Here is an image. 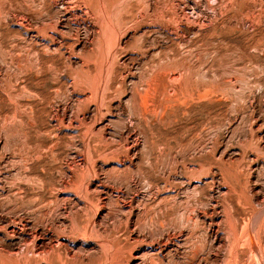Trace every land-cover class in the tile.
<instances>
[{
    "label": "rangeland",
    "instance_id": "374dc122",
    "mask_svg": "<svg viewBox=\"0 0 264 264\" xmlns=\"http://www.w3.org/2000/svg\"><path fill=\"white\" fill-rule=\"evenodd\" d=\"M9 1L0 264H264V0Z\"/></svg>",
    "mask_w": 264,
    "mask_h": 264
},
{
    "label": "bare ground",
    "instance_id": "6f19581e",
    "mask_svg": "<svg viewBox=\"0 0 264 264\" xmlns=\"http://www.w3.org/2000/svg\"><path fill=\"white\" fill-rule=\"evenodd\" d=\"M6 1H9V0H6ZM19 1H20V0H19ZM27 1H28V0H27ZM59 1H60V0H59ZM59 1H58V2H59ZM63 1H65V0H63ZM63 1H62V2H63ZM67 1H68V0H67ZM67 1H66V2H67ZM73 1H74V0H73ZM76 1H78V0H76ZM90 1H91V0H90ZM96 1H97V0H96ZM113 1H114V0H113ZM31 2H32V0H31ZM33 2H34V1H33ZM70 2L73 3L71 0H70ZM70 2H69V3H70ZM83 2H85V0H83ZM86 2H87V1H86ZM92 2H93V0H92ZM99 2H100V1H99ZM59 3H61V2H59ZM74 3L77 4L76 2H74ZM74 3H73V4H74ZM88 3L90 4V2H88ZM88 3H87V4H88ZM95 3H96V2H95ZM101 3H104V2H101ZM113 3H114V2H113ZM61 4H62V3H61ZM67 4H68V3H67ZM75 4H74V6H75ZM110 4H111V3H110ZM31 5H33V4H31ZM34 5H35V4H34ZM71 5H72V4H71ZM85 5H86V4H85ZM93 5H94V4H93ZM113 5H114V4H113ZM27 6H28V5H27ZM46 6H47V5H45V7H46ZM88 6H89V5H88ZM102 6H104V5H102ZM65 7H66V5H65ZM67 7H68V5H67ZM86 7H87V6H85V8H86ZM89 7H90V6H89ZM95 7L98 8L97 6H95ZM106 7H108V6H106ZM106 7H103V8H106ZM115 7H116V6H115ZM15 8H16V6H14V4L12 3V1H9V6H8V10H7V9H6V3H5V0H0V19H6V18H9V17H7V16H8V14H11V13H12V14H13V13H14V14H15V13H18V14H19V17H22V16L20 15V12H21V11H18V10L15 9ZM17 8H18V7H17ZM82 8H83V7H82ZM93 8H94V7H93ZM100 8H101V10H103L102 7H101V4H100ZM100 8H99V10H100ZM67 9H68V8H67ZM67 9L64 8V10H67ZM69 9H70V6H69ZM69 9H68L67 11H71V10H69ZM73 9H75V8H73ZM73 9H72V10H73ZM76 9H78V8H76ZM79 9H80V8H79ZM86 9H87V8H86ZM86 9H85L84 11H86ZM94 9H95V8H94ZM106 9H107V8H106ZM106 9H105L104 11H106ZM116 9H117V8H116ZM23 10H24V9H23ZM28 10H29V9H28ZM38 10H39V9H38ZM90 10H91V8H90ZM107 10H108V9H107ZM113 10H115V8H113ZM67 11H65V12H67ZM74 11H76V10H74ZM82 11H83V10H82ZM87 11H88V10H87ZM87 11H86V13H87ZM91 11H92V10H91ZM58 12H59V11H58ZM63 12H64V11H63ZM101 12H102V11H101ZM113 12H114V11H113ZM72 13H73V12H72ZM84 13H85V12H84ZM103 13L105 14L106 12H103ZM103 13H102V14H103ZM107 13H108V12H107ZM107 13H106L105 15H107ZM109 13L111 14V11H110ZM114 13H115V12H114ZM33 14H34V13H33ZM63 14H65V13H63ZM77 14H78V13H77ZM77 14H74V15L77 17ZM87 14H88V13H87ZM92 14H93V13L91 12V15H92ZM96 14H98V13H96ZM128 14H129V13H128ZM16 15H17V14H16ZM22 15H23V18H25L24 20H26V18H27V19L29 18V16H26L27 14H22ZM52 15H53V14H52ZM70 15H71V14H70ZM72 15H73V14H72ZM89 15H90V12H89ZM114 15H115V14H114ZM117 15H118V14H117ZM9 16H10V15H9ZM32 16H34V15H32ZM32 16H31V18H32ZM48 16H50V15H48ZM65 16H66V15H65ZM96 16H98V15H96ZM16 17H17V16H16ZM19 17H18V18H19ZM36 17H37V16H36ZM51 17H52V16H51ZM62 17H63V16H62ZM82 17H83V16H82ZM106 17H107V19H108V16H106ZM109 17H110V15H109ZM113 17H114V16H113ZM122 17H123V16H122ZM33 18H34V17H33ZM38 18H39V17H38ZM38 18H37V19H38ZM77 18H78V17H77ZM77 18H76V20H78ZM80 18H81V17H79V19H80ZM104 18H105V17H104ZM125 18H126V17H125ZM9 19H10V18H9ZM9 19H8V20H9ZM34 19L36 20V18H34ZM34 19H33V20H34ZM47 19H48V18H47ZM69 19H70V18H69ZM84 19H88V18H87V17H86V18L83 17V20H84ZM89 19H90V17H89ZM107 19H106V20H107ZM117 19H118V17H117ZM120 19H121V18H120ZM134 19H136V18H134ZM134 19H133V20H134ZM8 20H7V21H8ZM11 20H12V19H11ZM11 20H10V21H11ZM20 20H21V19H20ZM20 20H19V22H20ZM28 20L30 21V18H29ZM51 20H52V19H51ZM63 20H64V19H63ZM67 20H68V19H67ZM83 20L80 19L79 21H82V22H83ZM130 20L132 21V19H129V20H128V21L131 23ZM44 21H45V20H44ZM46 21H47V23H46V22H45V23H46V24H49V23H48L49 21H48V20H46ZM55 21H56V20H55ZM73 21H75V20H73ZM92 21H93V20H92ZM108 21H109V20H108ZM125 21H126V20L124 19L123 22H125ZM128 21H126V22H128ZM31 22H33V21H31ZM35 22H36V21H35ZM60 22H61V24H62V22H63L62 19L60 20ZM86 22H87V21H86ZM105 22H106V21H105ZM121 22H122V21H121ZM123 22H122V24H123ZM126 22H125V24H127ZM27 23H28V22H27ZM43 23H44V22H42V24H43ZM45 23H44V24H45ZM56 23H57V22H56ZM56 23H55V24H56ZM67 23H68V22H67ZM67 23H66V25H67ZM69 23H70V22H69ZM69 23H68V24H69ZM75 23H76V21H75ZM84 23H85V22H84ZM84 23H83V24H84ZM87 23H88V22H87ZM97 23H98V22H97ZM107 23L109 24L110 21L107 22ZM107 23H106V24H107ZM133 23L135 24V21H134ZM136 23H137V20H136ZM46 24H45V25H46ZM50 24H51V23H50ZM57 24H59V23H57ZM61 24H60V25H61ZM63 24H65V23H63ZM106 24H105V25H106ZM131 24H132V23H131ZM131 24H130V25H131ZM27 25H28V24H27ZM51 25H52V24H51ZM69 25H70V24H69ZM136 25H137V24H136ZM136 25H133V26L136 27ZM31 26H32V24H31ZM61 26H62V25H61ZM94 26H95V25H94ZM108 26H109V30H106V31L109 32V39H108L109 44H110V43H114L115 48H117V47H122V42H121V41H122V36L118 34V32L120 33L121 30L118 31V30H119L118 26L116 27L113 23H110ZM123 26H124V25H123ZM123 26H122V27H123ZM131 26H132V25H131ZM137 26H138V25H137ZM33 27H34V25H33ZM33 27H32V28H33ZM38 27H39V26H38ZM47 27H48V26H47ZM47 27H46V29H45V27H44V30H46V33L48 32ZM98 27H99V26H98ZM106 27H107V26H106ZM120 27H121V26H120ZM122 27H121V29H122ZM135 27H134V28H135ZM30 28H31V27H30ZM36 28H37V26H36ZM40 28H41V26H40ZM57 28H58V27H57ZM57 28H56V29H57ZM60 28H61V27H60ZM89 28H90V26H89ZM94 28H95V27H94ZM96 28H97V27H96ZM126 28L129 30L130 28H133V27H130V28H129L128 25H127ZM126 28L123 27L124 30H125ZM134 28H133V29H134ZM38 29H39V28H38ZM49 29H50V27H49ZM104 29H105V28H104ZM51 30H53L52 27H51ZM54 30H55V27H54ZM95 30H96V29H95ZM38 31H39V30H37V32H38ZM57 31H61V30L59 29V30H57ZM57 31H56V32H57ZM103 31H105V30H103ZM37 32H36V33H37ZM43 32H44V31H43ZM43 32H42V33H43ZM53 32H54V31H53ZM56 32H55V33H56ZM57 33H58V32H57ZM60 33H62V32H60ZM63 33H64V32H63ZM106 33H107V32H106ZM37 34H38V33H37ZM40 34H41V33H40ZM47 34H48V33H47ZM50 34H51V33H50ZM50 34H48V36H49ZM53 34H54V33H53ZM53 34H52V36H53ZM64 35H65V34H64ZM64 35H63V36H64ZM78 35H79V34H78ZM85 35H86V34H85ZM40 36H41V35H40ZM43 36H45V33H44ZM63 36H62V37H63ZM86 36H87V35H86ZM99 36H100V35H99ZM106 36H107V35H106ZM46 37H47V35H46ZM50 37H51V36H50ZM55 37H56V36H55ZM60 37H61V36H60ZM62 37H61V38H62ZM101 37H102V35H101ZM43 39H44V38H43ZM41 40H42V39H41ZM44 40H45V39H44ZM51 40H52V39H51ZM53 40H54V39H53ZM53 40H52V41H53ZM61 40H62V39H61ZM100 40H101V39H100ZM105 40H107V39L105 38ZM109 40H110V41H109ZM141 41H142V40H141ZM54 42H55V41H54ZM103 42H107V41H103ZM103 42H102V43H103ZM55 43H56V42H55ZM55 43H54V44H55ZM59 43H60V42H59ZM102 43H101V44H102ZM126 43H127V42H126ZM58 45H59V44H58ZM119 45H121V46H119ZM129 45H130V44H129ZM60 46H61V45H60ZM101 46H102V45H101ZM125 46H126V45H125ZM130 46H132V45H130ZM47 47L50 48V47H52V45H48ZM57 47H58V46H57ZM57 47H55V48H56L55 52L58 50ZM128 47H129V46H128ZM128 47H127V49H128ZM58 48H59V47H58ZM122 48H124V46H123ZM50 49H51V48H50ZM130 49H131V47H130ZM130 49H129V50H130ZM48 50H49V49H48ZM48 50H47V51H48ZM51 51H52V50H51ZM112 52H113V51H112ZM112 52H111V53H112ZM115 52H116V51H115ZM117 52H118V51H117ZM94 53H95V52H94ZM19 56H20V55H19ZM112 56H113V54H112ZM36 58H37V57H36ZM37 59H38V58H37ZM108 60H109V59H108ZM37 61H39V60H37ZM19 63H20V62H19ZM106 63H107V62H106ZM160 72H161V71H160ZM158 73H159V72H158ZM159 74H160V73H159ZM159 74H157V76H158ZM163 74H164V73H163ZM163 74H162V76H163ZM9 76H10V75H9ZM155 76H156V75H155ZM155 76H154V77H155ZM157 76H156V77H157ZM108 77H109V76H108ZM110 77L113 78V76H110ZM152 77H153V76H152ZM154 77H153V78H154ZM158 77H161V75L158 76ZM163 77H164V76H163ZM165 78L167 79V77H164V78H163V81L165 80ZM9 79H10V78H9ZM110 79H111V78H110ZM150 79H151V77H150ZM150 79H149V80L147 79V80H148L147 83H144V85H145V84L147 85V89H145V92H143V94L140 92L142 95L138 92V94L141 95L140 98H139V99H141V104H143L145 107H147V106L149 105V104L147 105V103H148L150 100H152L153 102H156V103H160V102H162V101H161L162 99H160V100L158 99L159 97L161 98V96H159V95L157 96V95H155V93H154V95H153V93L151 94L152 90L155 91V90H157L158 88L162 87V86H161V84H162L161 82H163V81L161 80L162 78L160 79L161 81H160L158 78H157V79L154 78L155 80H157L156 82H155L154 79H151V80H150ZM113 80H114V79H113ZM186 80H187V79H186ZM111 81H112V79H111ZM111 81H110V82H111ZM139 81H140V80H139ZM165 81H167V80H165ZM121 82H122V81H121ZM143 82H146V80L143 81ZM108 83H109V82H108ZM140 83H141V82H140ZM155 83H156V84H155ZM165 83L167 84L168 81L165 82ZM111 84H113V83H111ZM111 84H110V85H111ZM136 84H137V83H136ZM138 84H139V83H138ZM138 84H137V85H138ZM107 85H108V84H107ZM110 85H109V88L112 86V85H111V86H110ZM154 85H155V87H154ZM167 85H168V84H167ZM138 86H139V85H138ZM120 87H121V86H120ZM136 87H137V86H136ZM136 87H135V88H136ZM163 87H164V85H163ZM109 88H108V89H109ZM142 88H143V87H142ZM118 89H119V88H118ZM139 90H140V89H139ZM159 90H161V89H159ZM23 91H24V90H23ZM105 92H106V91H105ZM105 92H103V93L101 92L102 95H103ZM120 92H121V91H120ZM161 92H163V93H162V95H163V94H164V91H161ZM161 92H159V91L157 90V91H156V94H157V93L160 94ZM207 92H208V91H207ZM99 93H100V92H99ZM135 93H137V88H136ZM105 95H107V94L105 93ZM177 95H178V94H177ZM107 96H108V95H107ZM107 96H106V97H107ZM154 96H156V97L154 98ZM130 97H132L133 104H134V105H133V104H132V105H133V108L135 109L134 106H135V104L137 103L136 96H134V94H132V96H130ZM138 97H139V95H138ZM157 97H158V98H157ZM163 97H164V95H163ZM107 98H108V97H107ZM137 99H138V98H137ZM164 99H165V97H164ZM15 101H16V100H15ZM105 101H106V100H105ZM131 102H132V101H131ZM150 102H151V101H150ZM163 104H164V103H163ZM241 104H242V103H241ZM18 105H19V104H18ZM160 105H162V104L160 103ZM141 106H142V105H141ZM144 106H142V109H145V111H146L147 108H143ZM165 108H166V107H165ZM159 110H160V109H159ZM16 111H17V108H16ZM147 111H148V110H147ZM141 112H142V111H141ZM15 113H16V112H15ZM17 113H19V112L17 111ZM17 113H16V114H17ZM148 113H150V112H148ZM142 114H143V113H142ZM144 115H145V112H144ZM145 116H146V115H145ZM145 118H146V117H145ZM84 120H85V118H84ZM144 120H145V119H144ZM4 131H5V130H4ZM2 132H3V131H2ZM117 159H118V158H117ZM196 193H197V192H196ZM239 193H240V192H239ZM202 201H203V200H202ZM195 206H196V205H195ZM213 206H215V205H213ZM213 206H212V207H213ZM212 207H211V208H212ZM215 207H216V206H215ZM215 207H214V209H213L209 214H207V215H208V220H209V225H208V227H207V231H206V229H205V231L207 232L206 235L209 234L211 237H213V239H212L213 241L217 240L218 242H222V239H221L222 236L219 235V233H218V228H217V224H216V223H217V222H216L217 215H216V211H215V210H217V209H215ZM194 213H195V212H194ZM205 214H206V212H205ZM205 216H206V215H205ZM234 216H235V215H234ZM190 217H191V216H190ZM206 218H207V217H206ZM181 219H182V218H181ZM231 219H232V218H231ZM231 219H229L230 223H231ZM196 220H197V219H196ZM205 220H206V219H205ZM187 221H188V218H187ZM194 221H195V220H194ZM201 221H202V220H201ZM232 221H233V220H232ZM235 221H236V219H235ZM197 222H198V221H197ZM194 223H195V222H194ZM233 223H234V221H233ZM151 224H152V223H151ZM177 224H178V223H177ZM185 224H187V223H185ZM192 224H193V223H192ZM230 225H231V227H233L232 225H234V224H230ZM5 226H6V225H5ZM7 226H8V225H7ZM7 226H6V227H7ZM13 226H14V224H13ZM162 227L164 228L163 225L161 226V228H162ZM234 227H235V226H234ZM4 228H5V227H4ZM4 228H3V229H4ZM37 228H38V227H37ZM183 228H184V227H183ZM15 229H16V227H15ZM179 229H180V228H179ZM5 230H6V229H5ZM175 230H176V229H175ZM9 231H10V230H9ZM14 231H15V230H14ZM43 231H44V230H43ZM156 231H157V230H156ZM162 231H163V230H162ZM164 231H165V230H164ZM37 233H38V232H37ZM40 233H42V232H40ZM46 233H47V232H46ZM160 233H161V232H160ZM174 233H175V232H174ZM174 233H172V234H174ZM235 233H236V232H235ZM7 234H8V233H7ZM20 234H21V233H20ZM20 234H19V235H20ZM12 235H13V234H12ZM12 235H11V236H12ZM14 235H15V234H14ZM14 235H13V236H14ZM39 235H40V234H39ZM147 235H148V234H147ZM169 235H170V234H169ZM177 235H178V234H177ZM209 235H208V236H209ZM225 235H226V234H225ZM42 236H44V235H42ZM151 236H152V235H151ZM170 236H172V235H170ZM170 236H169V237H170ZM210 236H209V237H210ZM34 237H35V236H34ZM159 237H160V236H159ZM172 237H174V235H173ZM179 237H180V236H179ZM206 237H207V236H206ZM211 237H210V238H211ZM235 237H236V236H235ZM39 238H40V237H39ZM45 238H46V237H45ZM149 238H150V237H149ZM43 239H44V238H43ZM43 239H42V241H43ZM160 239H161V238H160ZM165 239H166V238H165ZM169 239H170V238H169ZM171 239L173 240L174 238H171ZM236 239H238V238H236ZM172 240H171V241H172ZM174 240L177 241L178 238L176 237ZM174 240H173V241H174ZM171 241L169 240V241H167L166 243H163V244L160 243L161 245H160V244H159L158 246L156 245V248L161 249V250H162V249L164 250V249H166V247L169 245V243H170ZM44 242H45V241H44ZM44 242H43V243H44ZM46 243H47V242H46ZM173 243H174V242H173ZM176 243H177V242H176ZM47 244H48V243H47ZM212 244H213V243H212ZM35 245H36V244H35ZM43 245H44V244H43ZM43 245H42V246H43ZM36 246H37V245H36ZM44 246H45V245H44ZM44 246H43V249H46L45 247H47V245H46L45 247H44ZM156 248H155V249H156ZM34 249H35V247H34ZM36 249H41V248H40V246H39V247L37 246ZM155 249H154V250H155ZM197 249H198V247H197ZM39 251H41V250H39ZM43 251H44V250H43ZM197 251H198V250H197ZM44 252H45V251H44ZM14 253H15V252H14ZM42 253H43V252L41 251V254H42ZM139 253H140V251L136 252V253L134 254V256H131V257H133V258H132L131 262L128 263V264H143V260H144V259H142L143 257H142ZM43 254H44V253H43ZM45 254H47V252H46ZM45 256H46V255H45ZM150 258H152V256H151ZM147 260H148V259H147ZM147 260H145V261H147ZM150 260H151V262H152V259H150ZM150 260H149V261H150ZM153 260H154V259H153ZM26 261H27V260H26ZM147 262H148V261H147ZM153 262H154V261H153ZM153 262H152V263H153ZM2 263H3V262H2ZM144 263H145V262H144ZM148 263H149V262H148ZM148 263H146V264H148ZM3 264H4V263H3ZM6 264H7V263H6Z\"/></svg>",
    "mask_w": 264,
    "mask_h": 264
}]
</instances>
